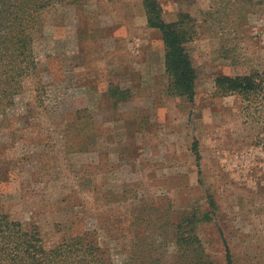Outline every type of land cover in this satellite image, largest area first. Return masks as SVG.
Listing matches in <instances>:
<instances>
[{"label":"rangeland","instance_id":"rangeland-1","mask_svg":"<svg viewBox=\"0 0 264 264\" xmlns=\"http://www.w3.org/2000/svg\"><path fill=\"white\" fill-rule=\"evenodd\" d=\"M159 2L167 22L190 16L193 101L167 92L142 0L54 5L33 41L35 69L0 114V207L37 226L47 248L94 231L117 262L133 210L170 222L195 210L213 264H228L226 244L230 264H264V98L247 105L215 84L264 73V0ZM111 85L129 97L115 104Z\"/></svg>","mask_w":264,"mask_h":264},{"label":"trees","instance_id":"trees-1","mask_svg":"<svg viewBox=\"0 0 264 264\" xmlns=\"http://www.w3.org/2000/svg\"><path fill=\"white\" fill-rule=\"evenodd\" d=\"M77 1L0 0V114L10 103L11 84L35 69L32 45L43 29L48 11L56 4ZM142 1L147 26L157 29L163 42L167 92L192 102L197 73L185 48L192 37L187 27L190 16L180 14L177 20L167 22L159 0ZM215 84L218 95L236 94L247 100V105L264 98V73L259 71L236 76L218 74ZM128 92L118 85L108 88L115 104L127 99ZM178 213L176 220L170 222L166 212L155 208L133 210L124 228L129 234L127 256L117 262L97 242L94 231L64 238L47 248L37 226L12 219L0 207V264H213L196 230L199 212ZM226 256L230 264L227 244Z\"/></svg>","mask_w":264,"mask_h":264}]
</instances>
